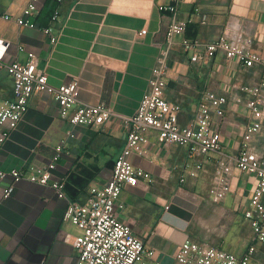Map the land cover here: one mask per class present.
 <instances>
[{
	"label": "crops",
	"instance_id": "1",
	"mask_svg": "<svg viewBox=\"0 0 264 264\" xmlns=\"http://www.w3.org/2000/svg\"><path fill=\"white\" fill-rule=\"evenodd\" d=\"M27 2L0 0V40L10 44L5 61L25 62L26 53L17 48L23 46L41 58L50 84L76 79L82 102L104 103L118 115H134L165 48L169 14L164 8L173 0H40L38 29L3 20L6 14L21 15ZM180 18L187 22L188 39L207 43L224 34L235 44L252 38L264 46V0H187ZM44 29L58 37L56 44L50 43ZM142 30L147 34L140 36ZM170 68L165 98L181 106L182 125L192 120L206 90H228L234 77L245 84L252 80L251 74L221 56L207 65L192 64L178 46L172 50ZM12 98V78L0 70V104ZM245 123L246 111L230 105L220 128L227 151L239 148ZM147 137L148 155H133L130 162L148 178L123 189L120 219L161 264H178L176 255L187 239L243 256L251 245L243 210L255 178L236 172L232 192L214 204V161L198 169L185 148L159 146L154 132ZM125 144V134L115 121L100 130L72 127L60 116L53 98L35 94L17 130L0 146V169L45 168L61 146L54 178L66 181L70 199L85 202L90 188L111 177ZM263 149L264 136L255 144L259 153ZM8 183L0 182V264H75L76 252L66 241L67 234L77 233L64 221L68 202L52 188L28 181L17 184L12 196L5 198ZM263 250L258 247L252 264H264Z\"/></svg>",
	"mask_w": 264,
	"mask_h": 264
},
{
	"label": "built area",
	"instance_id": "2",
	"mask_svg": "<svg viewBox=\"0 0 264 264\" xmlns=\"http://www.w3.org/2000/svg\"><path fill=\"white\" fill-rule=\"evenodd\" d=\"M187 0H173L164 8L169 14L166 31V45L157 58L148 88L142 97L136 113L132 116L116 114L106 104L91 105L79 99V83L76 79L54 86L49 82L42 60L25 47L18 45V51L26 53L27 60L7 63L5 56L10 44L0 40V70H6L13 81V98L0 104V146L10 140L29 108L35 94L45 93L53 98L60 110V116L72 127L100 130L116 122L123 130L126 144L115 162L111 177L100 187L89 190L85 202L72 200L66 193V181L54 178L62 154V147L45 168L27 170H1L0 182H7L4 196L9 198L16 185L22 181L52 188L61 200L68 202L64 221L72 224L76 234H67L76 252L75 264H161L154 259L153 250L147 249L142 238L131 226L123 222L119 214L124 210L120 203L126 187H135L140 178H148L135 169L130 162L133 155L146 157L144 145L149 142L147 134H156L157 144L162 147L179 145L187 150L188 157L197 162V168L209 160L214 161L215 176L211 186V200L220 204L232 192L236 172L255 178L254 188L243 216L251 230V245L243 256L214 248L192 239L184 241L176 255L178 264H252L258 247H264V149L255 150V144L264 136V46L261 42L245 38L235 44L224 34L213 41L201 43L185 37L187 22L180 18V8ZM40 0H28L19 16H2L9 24L19 28L38 29L36 17ZM207 19L202 18L203 25ZM43 33L51 44L58 37L50 29ZM147 34L146 30L140 36ZM175 46L181 47L192 64H210L221 56L227 62H234L238 70L252 75L245 84L238 77L230 89L206 90L199 106L186 125L181 124L182 108L166 100L170 60ZM230 105L246 111V123L241 133L239 148L235 152L225 149L220 128Z\"/></svg>",
	"mask_w": 264,
	"mask_h": 264
},
{
	"label": "rangeland",
	"instance_id": "3",
	"mask_svg": "<svg viewBox=\"0 0 264 264\" xmlns=\"http://www.w3.org/2000/svg\"><path fill=\"white\" fill-rule=\"evenodd\" d=\"M260 260L264 261V250H263V254L260 255Z\"/></svg>",
	"mask_w": 264,
	"mask_h": 264
}]
</instances>
